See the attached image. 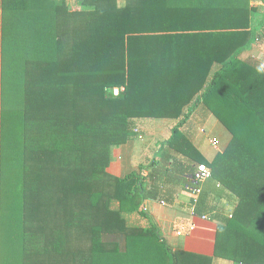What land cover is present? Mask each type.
<instances>
[{"label":"trees","instance_id":"obj_1","mask_svg":"<svg viewBox=\"0 0 264 264\" xmlns=\"http://www.w3.org/2000/svg\"><path fill=\"white\" fill-rule=\"evenodd\" d=\"M81 3L0 0V264H211L139 222L199 164L211 177L194 210L217 218L214 257L264 264V65L237 57L249 0ZM201 107L230 135L211 162L183 130ZM142 119L177 123L149 166L110 175Z\"/></svg>","mask_w":264,"mask_h":264},{"label":"crops","instance_id":"obj_2","mask_svg":"<svg viewBox=\"0 0 264 264\" xmlns=\"http://www.w3.org/2000/svg\"><path fill=\"white\" fill-rule=\"evenodd\" d=\"M262 1L264 2V0ZM262 4V6H255L252 9L250 24L253 30V37L251 43L237 54L239 60L251 61L261 67L264 65V35L262 34L264 29V3ZM193 114L204 116V114L207 115L208 113L201 107L197 108ZM210 116L213 117L208 114L206 119H204V123L209 120L208 117ZM215 121L221 125L217 119ZM176 123V121L170 119L138 120L132 128V136L129 140L113 149L112 159L107 172L114 177H124L138 170L139 166H149L157 158L161 145L170 138ZM197 123L198 121L196 120H190L183 127V130L188 133L194 147L200 152L202 157L207 162H211L218 153L224 150L230 140V135L221 125L227 136L223 143H219L213 137L208 139L210 145L211 141L217 142V149L211 146L217 153L213 157L207 158L200 151L204 144L203 134L205 132L202 127L197 129V126H199ZM133 130H137L138 133H134ZM138 135L142 139H138ZM220 144H222L221 149L219 148ZM142 174L146 176L147 172L143 171ZM192 183V178L187 184L172 183L169 189L174 191L175 194L171 203L150 199L145 200L141 208L147 217L140 218V225L143 227H147L150 224L155 226L161 239L173 251H184L212 258L211 264H231L227 260L214 257L217 218L215 220L208 214L198 215L195 213V203L192 201ZM215 189L218 196L214 200L219 207L220 214L226 217L231 216L235 206V199L221 191L220 185H216ZM216 193L212 194V196H216Z\"/></svg>","mask_w":264,"mask_h":264},{"label":"built area","instance_id":"obj_3","mask_svg":"<svg viewBox=\"0 0 264 264\" xmlns=\"http://www.w3.org/2000/svg\"><path fill=\"white\" fill-rule=\"evenodd\" d=\"M55 2H64L69 10L71 12H80L83 9V4L81 3V0H52ZM264 3L262 0H249V6L250 8H254L255 6H262ZM262 34L264 35V29L262 31ZM123 91V88H113L111 90L113 96H118L120 92ZM134 133H138L137 130H133ZM138 139H142L140 135H138ZM211 146L215 149H217V142L211 141ZM211 177V171L210 169L204 165L201 164L197 166L196 172L194 176L192 177V201L193 203H196L198 200V197L202 190V185ZM203 219H206L205 217H202Z\"/></svg>","mask_w":264,"mask_h":264},{"label":"rangeland","instance_id":"obj_4","mask_svg":"<svg viewBox=\"0 0 264 264\" xmlns=\"http://www.w3.org/2000/svg\"><path fill=\"white\" fill-rule=\"evenodd\" d=\"M207 115L204 114V116H201L200 114H193V116L191 115L190 120H194V121L196 120V121H198L197 124L199 126H197V129H199L200 127H202L204 129V132H205V134H203V136H204V144L200 148V151L207 158H211V157H213L217 153V151H215L211 147V145L208 143V139L213 137L217 141H219V143H223L224 140H225V138H226V136H227V133L225 132V130L223 129V127L221 125H219L218 123H216V121H215L216 119L214 117H211V116L208 117L209 120L206 121V123H204V119H206ZM221 147H222V144L219 145V148L220 149H221ZM3 207H4V204L2 202V206L0 204L1 211L3 210Z\"/></svg>","mask_w":264,"mask_h":264}]
</instances>
